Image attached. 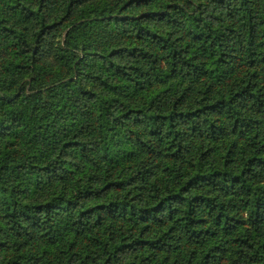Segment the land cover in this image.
I'll return each mask as SVG.
<instances>
[{"label": "trees", "instance_id": "1", "mask_svg": "<svg viewBox=\"0 0 264 264\" xmlns=\"http://www.w3.org/2000/svg\"><path fill=\"white\" fill-rule=\"evenodd\" d=\"M0 264H264V0H0Z\"/></svg>", "mask_w": 264, "mask_h": 264}]
</instances>
